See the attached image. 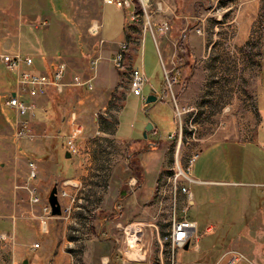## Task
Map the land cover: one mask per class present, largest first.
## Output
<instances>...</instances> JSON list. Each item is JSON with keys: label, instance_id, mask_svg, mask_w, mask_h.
<instances>
[{"label": "rangeland", "instance_id": "374dc122", "mask_svg": "<svg viewBox=\"0 0 264 264\" xmlns=\"http://www.w3.org/2000/svg\"><path fill=\"white\" fill-rule=\"evenodd\" d=\"M201 1L202 5L197 3L191 7H186V11L191 15V18L187 20L190 29L186 33V36L190 41L204 40L221 43L218 48L209 51L210 55L207 59L209 61L210 78L209 81L205 82L204 89L190 87L191 85L196 86V83L181 82L178 76L173 75L170 68L165 64L163 50L160 46L161 41H166L167 43L168 41L180 42L182 39L178 38L179 35H173L174 38L169 37V23V30L164 34L159 33L157 31L159 24H152L149 18L150 14L147 13V8L150 3H143L140 0H131L133 6L130 14L128 13L129 10L121 9L114 5L100 4L99 13L101 15L102 39L107 44L119 42L123 33V26L127 23L126 35L130 39V42H127L129 44L124 56L123 66L120 65L119 69L113 66L110 54H103L100 60L96 52L86 44L83 49L71 52V55H74L73 58H77L78 64L67 63L64 57L53 58L54 63H64L67 68L62 81L66 86L61 92L53 89L57 93H62L66 89L73 88L74 86L71 84L74 76L89 75V63L95 58H98V62L96 66V78L93 81V90L98 87V77L102 81L100 84L106 81L108 82L116 76L122 80V85L114 90V94H112L113 96L108 104L104 103L108 95L106 93L102 95L103 100H100L99 103L97 101L96 105L90 102L91 97H88L79 105L76 101L70 99L72 97L69 98L67 96L66 100L68 105L63 109V121L59 119V121L64 122L71 111L76 112V121L83 128L79 142L93 140L96 144L95 148L97 153L93 154V158L94 160L100 161L99 166H101L103 171H109L106 174L107 178L102 180L103 183L100 185V188H105L106 193H110V195H107L106 202L100 204L97 209H82L76 211L73 217L63 207H61V215L59 217H52L51 214L45 216L43 215L42 208L46 204L48 205L47 198L50 191L56 187L58 197V192L64 181L56 176L28 181L30 172L28 168V174L23 183L16 179V183L19 185V189L15 190L16 200L20 205L17 207V214L20 215V219L28 220L24 212L30 211V205L34 206V214L36 216L39 215L40 218L43 217L46 221H51L52 226L55 227V238L52 237L50 232L51 228H49V234L45 235L47 241L43 237L40 238V236L29 237L27 232H23L20 235L21 242H16L12 249L13 253L6 252L8 247L0 244L1 264H22V261L26 257L30 259L28 264H53L54 258L59 254L64 257L62 264H100V258L102 257H107L109 264L119 263L121 257L119 252L116 251L117 247L119 248V244L115 241V234L118 233V226L116 225L121 223L120 226H126L136 222V220H131L123 224L122 219H120L121 215H115L116 212L113 209L114 204L119 211L121 206V201L119 200L123 198L119 196L120 191L125 192L124 197H126L132 194L133 191L139 189L140 186H143V189L149 195L144 198V206L146 207L153 202L155 193L159 187L164 185L167 179L173 177L177 168L184 169L188 159L197 154L199 147L205 145L209 140H213L218 136L249 139L255 133L263 114L261 107L258 111L260 79L261 73L264 71V48L261 43L263 34L258 33L254 36L253 43L256 42V45L253 46V49L247 51V60L241 57L234 58L231 57L232 55L229 56V54L235 51L228 50L225 46V43L232 40L233 36L228 33L229 29L226 24L231 21L232 14L238 11L239 7L237 5L240 2L238 0ZM12 4L15 20L11 22L10 19V25L15 29L21 23V20L18 18L19 12H25L28 7L34 9L35 13L39 16L41 14H55L61 16L62 19L65 18L66 3L64 2H60L55 6L48 3L45 9L36 1L33 3L27 2L26 0H13ZM262 10L264 11V8ZM201 20L204 22L205 33L201 31ZM197 22L199 23V28H197ZM2 36H4V33L1 32L0 38ZM153 37L156 41H154ZM17 42L18 40L14 39V47H4L2 53L17 55L18 52L15 51ZM28 47L25 41H22V52L29 53L34 63L40 62L42 56H45L47 53L44 49L36 51ZM139 48L141 49V56L143 57L146 78L149 80L150 85L158 91L162 88L166 91L164 99L161 102L150 104L148 107L145 106L147 107L146 110H143L142 103L136 97L131 96L127 99L124 110L118 118L120 126L118 136H126L133 141L138 140L139 142L135 143L130 140L128 143L122 144L114 138L113 134L122 103L121 95L129 89L131 68H127V65L124 64L126 55L136 56ZM202 52H194V65L202 66L207 61V59L204 60L202 57ZM236 52L241 54V51ZM33 66L32 64L30 70L32 69L34 71ZM161 68L163 74L165 71L169 77L171 75L176 78V81L172 83L171 91L164 85V75L162 74L161 77ZM34 72L44 73L39 71ZM15 89V72L8 71L0 60V93H2L0 95V107L3 110H8L9 107L5 105V102L9 97L8 95L15 92ZM150 90L151 88L146 85L143 90L144 96H148ZM46 95L47 93L31 98L23 94L21 97H27L30 100L28 104H34L36 109V99L38 101ZM172 96L177 105V109L174 107ZM21 97H19L20 101L27 105ZM183 98L187 99L185 103L188 106L186 107H181L180 100H183ZM42 101L43 104L46 99ZM166 103L172 107V116L168 111ZM33 112L27 113L33 117ZM24 115L16 114L15 116L20 118ZM59 117H62V113ZM10 118L16 117L11 115ZM212 121L218 122L214 128L212 127ZM151 122L156 126V129L155 131L151 130L147 133L148 139L142 140L144 129ZM19 123L16 124L15 122L14 128L9 127V130H2V136L7 141L4 143L11 144L12 146V151L5 150L3 147L0 149V158L4 157L3 152L7 154L5 155V159H0L3 163L9 159V155L16 154L15 148L18 143H16V140L25 139L24 137H17ZM172 124L174 125L173 135L167 137V132H169ZM58 129H60L58 133L55 132L56 130L50 132L44 130L43 132H47L46 137L62 135V137L56 140L58 166L62 172L64 171L67 174L63 178H68L71 176L70 164L64 158L65 152L62 150V145L65 143L64 135H68L70 126L63 123ZM29 131L31 133L30 129ZM262 131L264 132V120L260 133ZM34 135L37 136L35 133ZM42 148L54 158L55 155L52 149L49 150V147L46 146ZM146 148L156 149V152L148 156V158H145L146 160L143 161L145 166L142 168L140 166V154ZM80 159L76 158V160ZM84 163L82 162L81 166ZM86 168L91 167L87 165ZM203 172L204 168L201 166V163L196 162L190 177L196 180H223L231 184L203 185L193 183L188 185L189 190L195 197V205L190 207L187 218L197 223L199 238L197 249L189 250L178 255V260L183 264L192 262L213 263L224 252L234 250L236 248V246L234 247V240L238 235V230L243 228V225L239 226L237 224L244 217L251 218L254 216L256 214V207H260L262 204L264 205V187H255L249 184L253 182V179L244 177L219 179L207 172ZM140 175L142 176V182L140 181ZM100 181V179L97 180V182ZM90 183L91 181L88 178H83L81 188L87 190L86 187L91 186ZM232 183L240 184L234 185ZM32 186L38 192L39 203L37 205L30 203L29 196L25 190V187ZM246 203H249L250 210L246 209ZM261 212L264 214V211ZM97 217L106 220L104 223H99L96 219ZM74 218H89V220L88 222H79L78 220H73ZM28 221L33 224L30 229L36 230L38 225L37 219L32 218V220ZM210 226L213 228L212 233L205 236L201 235ZM25 228L28 227L26 226ZM254 230L256 237H264L263 226H256ZM164 234L158 233L159 240L157 237V244H165L161 240ZM108 242L111 244V249L109 250L105 246ZM18 244L21 246L39 244L40 247L31 254L25 255L14 249L18 247ZM157 244L151 243L150 247L153 254L147 260L149 264H166L165 249L163 250V256L159 257L157 255ZM257 244L259 245L257 247L258 252L264 254V241ZM260 245H263V247H260Z\"/></svg>", "mask_w": 264, "mask_h": 264}, {"label": "crops", "instance_id": "0c3cea01", "mask_svg": "<svg viewBox=\"0 0 264 264\" xmlns=\"http://www.w3.org/2000/svg\"><path fill=\"white\" fill-rule=\"evenodd\" d=\"M27 2H38L41 4L43 9L47 8L46 4L51 3L53 6L60 2L66 3L64 19L59 15L55 14H41L40 16L35 13L34 9L31 7L27 8L25 12H19L18 18L21 20L20 25L17 26V29L12 28L10 25L11 22L15 20L13 0H0V33H4V36L0 38V56L2 49L4 47H14L13 40L17 39L16 52L21 56L30 57L31 55L26 52H22V41L29 46L30 49H35L36 51H41L44 49L47 51L45 56H42L40 62H33L34 71L45 72L48 71L50 65L54 64V57H64L66 62L78 64L77 58H73L71 52L79 51L84 48L85 44L90 46L93 51L96 52V55L99 59H102V55L110 54L112 59L113 55L118 49V45L121 42L125 41L130 42L126 35V24L123 26V33L119 39L118 43L107 44L106 41L102 39V25L100 21L99 8L100 4L104 3L103 0H26ZM149 2V7L147 8V13L150 14L149 18L152 21V24L158 25L162 21H167L170 25L169 37L173 35H179L178 38L182 39L180 42L171 41L168 43L166 41H161L160 46L163 50L165 64L170 68L173 75L178 76L179 80L183 83H196L191 85L193 88H203L205 82L209 81L210 71H209V61L208 57L212 49L218 48L221 45L219 42L215 41H198L191 40L187 38L186 33L190 29L188 24V19L191 18V15L186 11V7L193 6L197 3H202L201 0H146ZM240 2L237 6L238 11L232 14L231 21L226 25L228 26V33L232 34V40L225 43V46L228 50L235 51L231 57H241L244 60H247V51L253 49V46L256 45L253 43L254 36L258 33L263 34L261 43L264 48V0H238ZM5 3V4H3ZM105 5H108L104 3ZM158 5V6H157ZM199 5V4H198ZM202 5V4H201ZM115 6V5H114ZM159 9V10H157ZM45 11V10H43ZM130 11H128L129 13ZM43 13V12H42ZM198 17V16H197ZM198 19V18H197ZM128 21V20H127ZM126 21V22H127ZM202 22V20H201ZM45 25H44V24ZM10 25V26H9ZM197 28H199V23L197 22ZM205 33L204 22L200 24ZM97 30V32H96ZM199 30V29H198ZM200 31V32H201ZM96 33V34H95ZM95 34V35H94ZM174 38V37H173ZM170 43V45H169ZM131 45V44H130ZM129 45V46H130ZM157 50V49H156ZM55 51V52H53ZM127 51V50H126ZM202 57L207 59L202 66L194 65L195 56L194 52H201ZM236 51H241V54H238ZM201 56V55H200ZM143 57L141 56V49H138L136 56L126 55V61L124 65H127V68L139 67L143 70L145 76V66L143 64ZM111 61V60H110ZM123 66V65H121ZM122 68V67H121ZM85 70V68H83ZM246 71V70H245ZM162 68H161V77H162ZM96 78L95 77L93 81ZM130 79V78H129ZM148 84L151 88L149 95H153L154 89L149 80L147 79ZM98 77V87L92 91H86L77 87L66 89L62 93H57L53 89L48 90L47 95L37 101L36 109L33 112V117L29 113L18 118L14 110L8 108V110H3L0 107V149L2 147L5 150L12 151L11 144H5L6 138L2 136V130H9V127L14 128L15 122L17 123H26L28 129L31 130L33 135L32 139H17L16 140V154L9 155V159L6 162L0 160V235L4 237L3 241H0L1 245L8 247L6 252H12L15 243H20V235L23 232H27L29 237L40 236L47 241L45 235L49 234V228H51L52 237L55 238V227L52 226L51 221H46L45 227L42 225V219L34 214V206H29L30 211L26 213V218L32 220V218L37 219L38 225L36 230H31L33 224H31L27 219H20L17 214V207H19V202L16 200V191L19 188V185L16 183L18 181H25L26 175L28 174V165L33 163L36 168V179H46L49 177H58L64 182L61 184V189L58 192V201L60 207L67 210L68 213L73 217L76 214V211L87 209H97L100 204L106 202L110 193H106L105 188H100L103 183V179H106V174L109 173L106 170L101 169L100 161L94 160L93 154L97 153L96 144L93 140H84L82 142L77 141V154L70 155L69 158H66L65 143L62 145V150L64 153V158L66 162L70 164L71 176L68 178H63L66 174L64 171L60 170L58 166L57 158V147L56 140L61 136H47V131L60 132L59 126L63 123L67 124L68 117L71 113L76 114L75 111H71L64 122L63 121V109L68 102L66 100L67 96L73 101H76L77 104H82L85 99L90 98V102L96 105L97 101L103 100V94H108L105 98V104L112 98L114 90L122 85V80L120 77L116 76L110 81H106L103 84ZM183 88V87H182ZM260 95L258 100V111L263 109L262 119L256 127L255 133L249 139L237 138V137H217L213 140H209L205 145L199 147L198 149V158L193 163L191 167L190 174L193 170V166L196 162L201 163V166L204 168L203 173H209L213 176L218 177L219 179L225 178H236L244 177L253 179V182L249 183L255 187H264V132L261 131L264 120V71L261 73L260 79ZM16 91V89L14 90ZM15 93V92H12ZM11 93V94H12ZM2 93H0L1 95ZM8 95V96H11ZM148 95V96H149ZM121 107L118 112L117 125L114 131V138L123 143H128L131 139L126 136H118L119 134V115L124 110L125 103L127 99L131 96H134L130 93L129 89L127 92H124L121 95ZM105 97V95H104ZM135 97V96H134ZM147 97V96H145ZM24 99L26 104L30 103V100L27 97H21ZM42 104V100H45ZM138 99V98H137ZM6 100V99H4ZM139 100V99H138ZM186 100H180L181 107H186ZM140 101V100H139ZM161 102V101H156ZM154 103V104H156ZM165 103V102H163ZM4 104V102H3ZM167 104L168 111L172 116V107L170 104ZM150 105V104H149ZM147 105V107L149 106ZM147 107L142 106L143 110H146ZM62 113V117H59ZM13 115L16 118H10ZM77 116V114H76ZM17 119V121H15ZM61 122V123H60ZM152 123V122H151ZM218 122L212 121V127L217 126ZM153 125L155 131L156 126ZM104 131V130H102ZM174 132V125L172 124L169 132H167V137L172 136ZM34 133L37 135L35 136ZM43 133V134H42ZM67 135H64L66 138ZM44 137V138H43ZM148 137V136H147ZM148 139V138H146ZM143 139L142 140H146ZM20 140V141H19ZM22 141V142H21ZM132 142H139L138 140H131ZM8 146V148H7ZM49 147V150L52 149L54 153V158L46 152L42 147ZM88 147V148H87ZM82 150V151H81ZM156 149H145L140 154V166L143 168L145 165L143 163L145 158L151 156L155 153ZM5 159L6 153L3 152ZM0 158V159H2ZM76 158H81L76 160ZM82 162H87L83 164ZM89 162V163H88ZM91 168H86V166ZM145 171V170H144ZM61 175V176H60ZM83 178H88L91 183V186L86 187V189L81 188V183ZM100 179V182L97 180ZM142 176L140 175V181ZM197 184H206V185H228L231 183L225 182L223 180H200L193 179ZM142 182V181H141ZM140 182V183H141ZM234 185H239L240 183H232ZM98 185V186H97ZM102 189V190H101ZM190 191V190H189ZM61 193H64L62 195ZM192 198L190 206L195 205V197L190 191ZM108 195V196H107ZM125 192L120 191L119 196L123 197L121 201L120 210L116 208L114 204L113 209L115 210V215H121L122 223L126 221L136 220V221H146L147 219V206L145 207L144 198L148 195L147 191L143 189V186H140L139 189L133 191L132 194L124 197ZM149 196V195H148ZM246 209L250 210L249 203H246ZM118 206V205H117ZM252 210V209H251ZM256 214L250 216L251 218H243L237 225H243V228L238 230V235L234 240V247L236 246L235 251H238L246 260L237 261L234 264H264V254L258 252L257 243L263 242L264 237H256L254 233V228L256 226L264 227V218L263 213L264 205L256 207ZM28 214V215H27ZM249 215V214H248ZM68 217V216H67ZM25 218V217H24ZM99 223H104L106 219L96 218ZM73 220L87 221L89 218L78 219L74 218ZM121 225V223L116 226ZM28 228H25V227ZM232 226V224H231ZM115 241L120 239V235L115 234ZM144 237H147V231L143 233ZM158 237V233H157ZM159 240V237H158ZM144 241V239H143ZM111 243V242H110ZM118 243V242H117ZM146 244V241H144ZM105 246L111 249V244L106 243ZM40 247V245H39ZM263 247V245H260ZM17 252L24 253L25 255L31 254L34 250L32 245H19L14 248ZM118 249V247H117ZM121 260L117 264H133V263H145L149 264L148 260L144 257H136L129 255L125 252H120ZM263 249V248H261ZM15 255V254H14ZM24 255V256H25ZM107 257L100 258V264H104ZM27 262H30V259L26 257ZM23 260V261H24ZM64 257L60 254L54 258L53 264H62ZM22 261V263H23ZM1 264V263H0ZM115 264V263H112Z\"/></svg>", "mask_w": 264, "mask_h": 264}, {"label": "built area", "instance_id": "2783aa9c", "mask_svg": "<svg viewBox=\"0 0 264 264\" xmlns=\"http://www.w3.org/2000/svg\"><path fill=\"white\" fill-rule=\"evenodd\" d=\"M103 1L108 5H115L118 8L129 11L133 6L131 0ZM168 30L169 25L167 21H162L157 28V31L163 34ZM154 41H156L155 38ZM125 53L126 46L124 41L119 43L118 49L112 57V64L115 68L119 69V65H123ZM0 60L8 71L15 72V96H9L5 105L13 109L17 115H24L27 112H33L35 109L34 104L31 103L25 105L20 101L19 97L23 94L32 98L45 95L50 89H55L56 91L61 92L66 86V84H63L62 82L67 70L64 63H54L50 65L48 71L44 73H35L32 69L30 70L33 64L30 57L21 56L19 54H4L0 56ZM97 62L98 58L91 60L89 63V75L74 76L71 85L82 88L86 91H92ZM163 75L165 82L164 85L171 91L172 83L176 81V78L171 75L169 77L165 71ZM147 84V78L141 68L133 67L130 69L129 91L140 100L142 106L144 107L147 105L143 90ZM165 91L166 90L162 88L160 91L153 90L152 92L157 100L161 101L164 99ZM172 99L174 107L177 109L173 96ZM76 118V114L71 113L67 121L70 129L65 138V148L66 152L70 155H75L77 153V141L80 139L83 132V128L79 123H77ZM18 126V138H33V135L27 128L26 123H19ZM197 158L198 153L191 156L188 159L185 168L181 169V172L177 168L173 177L167 179L166 183L159 187L155 193L153 202L147 206L148 219L146 221H136L126 226L118 225V233L121 240H117L119 244V248L117 250L128 253L129 255L144 257L147 259L153 254L150 247L151 243L157 244V233H166V244H157V255H159V257L163 256V250L165 249L164 254L166 264H183L178 260V255L198 248L199 235L197 233V223L187 218L192 198L188 185L195 183V181L190 177V171ZM28 168L30 169L28 181H33L36 179V168L33 163H29ZM25 190L29 196L30 203L37 205L39 203L37 189L32 186L25 187ZM61 194L64 195V193ZM42 212L43 215L49 216L50 207L46 204L43 206ZM41 219L42 225L45 227L46 220H44L43 217H41ZM145 231H147V237L143 236ZM212 231L213 228L211 226L207 227L201 235H209ZM3 239L4 237L0 235V241H3ZM143 239L146 241V244ZM186 245H188V249L184 250ZM38 248L39 244L32 245L33 250ZM244 260H246V258L238 251L228 250L221 254L220 257L213 263L192 262L187 264H234L237 261ZM104 264H109V259H105Z\"/></svg>", "mask_w": 264, "mask_h": 264}, {"label": "water", "instance_id": "95a60500", "mask_svg": "<svg viewBox=\"0 0 264 264\" xmlns=\"http://www.w3.org/2000/svg\"><path fill=\"white\" fill-rule=\"evenodd\" d=\"M12 97L15 96V93H12L11 94ZM157 101V98L154 96V95H149L146 97V105H149V104H154L156 103ZM153 129V125L152 123H148L144 129V132H143V139H146L147 138V133L150 132L151 130ZM66 158H69L70 157V154L66 152V155H65ZM47 203L50 207V214L52 217H59L61 215V207H60V204H59V201H58V198H57V189L56 187H54L50 193H49V196L47 198ZM188 249V245H186L184 247V250H187ZM22 264H28L27 260H24Z\"/></svg>", "mask_w": 264, "mask_h": 264}, {"label": "bare ground", "instance_id": "6f19581e", "mask_svg": "<svg viewBox=\"0 0 264 264\" xmlns=\"http://www.w3.org/2000/svg\"><path fill=\"white\" fill-rule=\"evenodd\" d=\"M143 3H146V0H141ZM127 50V44H125ZM120 66V65H119ZM181 172V169H178ZM161 240L166 244V233L161 237Z\"/></svg>", "mask_w": 264, "mask_h": 264}, {"label": "trees", "instance_id": "16d2710c", "mask_svg": "<svg viewBox=\"0 0 264 264\" xmlns=\"http://www.w3.org/2000/svg\"><path fill=\"white\" fill-rule=\"evenodd\" d=\"M220 257V256H219Z\"/></svg>", "mask_w": 264, "mask_h": 264}]
</instances>
